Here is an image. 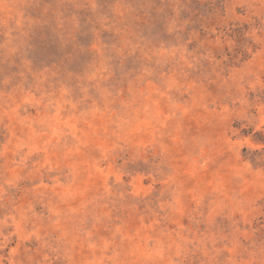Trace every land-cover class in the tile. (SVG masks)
I'll list each match as a JSON object with an SVG mask.
<instances>
[{"label": "rangeland", "instance_id": "obj_1", "mask_svg": "<svg viewBox=\"0 0 264 264\" xmlns=\"http://www.w3.org/2000/svg\"><path fill=\"white\" fill-rule=\"evenodd\" d=\"M0 264H264V0H0Z\"/></svg>", "mask_w": 264, "mask_h": 264}]
</instances>
